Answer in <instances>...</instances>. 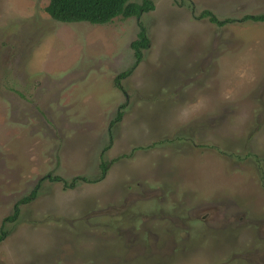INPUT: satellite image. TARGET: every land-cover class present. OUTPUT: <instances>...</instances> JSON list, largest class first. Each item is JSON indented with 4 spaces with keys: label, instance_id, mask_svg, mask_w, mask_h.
Here are the masks:
<instances>
[{
    "label": "rangeland",
    "instance_id": "1",
    "mask_svg": "<svg viewBox=\"0 0 264 264\" xmlns=\"http://www.w3.org/2000/svg\"><path fill=\"white\" fill-rule=\"evenodd\" d=\"M153 1L0 0V264H264V0Z\"/></svg>",
    "mask_w": 264,
    "mask_h": 264
},
{
    "label": "trees",
    "instance_id": "2",
    "mask_svg": "<svg viewBox=\"0 0 264 264\" xmlns=\"http://www.w3.org/2000/svg\"><path fill=\"white\" fill-rule=\"evenodd\" d=\"M154 5L153 0H50L49 5L45 10L52 18L60 22H88L91 24L104 25L112 22L115 18L128 19L134 16L140 17L142 13L153 10ZM204 17H209L211 22L221 26L232 20H221L209 9L203 10L198 16L200 19ZM244 19L264 22V13L256 15L246 14ZM149 44L150 40L146 34V29L144 26H141L138 38L131 43V47L135 50V56L137 58L136 62H139L142 59L143 50L146 49ZM128 73L121 74L117 79V85L119 87L120 79L128 75ZM123 106L124 104L121 105V107ZM122 113L123 112L121 110L118 112L116 120L121 118ZM101 166L103 172H105L107 166L105 164H101ZM45 178L63 181V183L69 187L73 186L77 179H82L81 177H76L74 180L69 182L60 176L47 175ZM37 193L38 186L35 187L28 196L20 199L15 204L13 213L6 217L4 222H6V224L16 222L21 213V204L30 202ZM7 235L8 231L2 228L0 231V241L4 240Z\"/></svg>",
    "mask_w": 264,
    "mask_h": 264
}]
</instances>
